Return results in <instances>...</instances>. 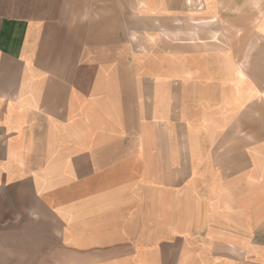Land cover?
Instances as JSON below:
<instances>
[{
    "label": "crops",
    "instance_id": "crops-1",
    "mask_svg": "<svg viewBox=\"0 0 264 264\" xmlns=\"http://www.w3.org/2000/svg\"><path fill=\"white\" fill-rule=\"evenodd\" d=\"M186 1L0 0V264H264V0Z\"/></svg>",
    "mask_w": 264,
    "mask_h": 264
},
{
    "label": "rangeland",
    "instance_id": "rangeland-1",
    "mask_svg": "<svg viewBox=\"0 0 264 264\" xmlns=\"http://www.w3.org/2000/svg\"><path fill=\"white\" fill-rule=\"evenodd\" d=\"M227 1V0H226ZM260 0H243V4H245V5H254V4H259L260 2H259ZM187 3H191L192 2V0H187L186 1ZM199 2V5L200 6H202L203 5V3H202V1L201 0H199L198 1ZM182 3H183V0H182ZM179 15H181L182 16V19H179L178 20V31L176 32V36H180V35H183V30H184V21H183V13H181V14H179ZM163 21H164V18H162V25L164 24L163 23ZM166 25V24H165ZM180 29V30H179ZM146 34H145V37H148L149 36V38H153V36H150V34H148L147 32H145ZM157 34V33H156ZM158 35H160V37H165V38H169V36H170V31H169V29L168 28H165V27H161V29H160V32H158ZM171 35H175V33L173 32V33H171ZM144 48H146V46H144Z\"/></svg>",
    "mask_w": 264,
    "mask_h": 264
}]
</instances>
